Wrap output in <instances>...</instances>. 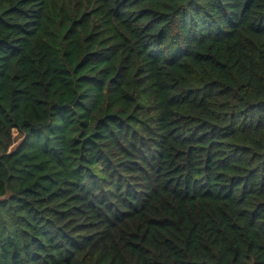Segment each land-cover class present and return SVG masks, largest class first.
I'll list each match as a JSON object with an SVG mask.
<instances>
[{
  "label": "trees",
  "instance_id": "trees-1",
  "mask_svg": "<svg viewBox=\"0 0 264 264\" xmlns=\"http://www.w3.org/2000/svg\"><path fill=\"white\" fill-rule=\"evenodd\" d=\"M0 264H264V0H0Z\"/></svg>",
  "mask_w": 264,
  "mask_h": 264
},
{
  "label": "rangeland",
  "instance_id": "rangeland-1",
  "mask_svg": "<svg viewBox=\"0 0 264 264\" xmlns=\"http://www.w3.org/2000/svg\"><path fill=\"white\" fill-rule=\"evenodd\" d=\"M17 146H18V144H16L11 150H14Z\"/></svg>",
  "mask_w": 264,
  "mask_h": 264
}]
</instances>
